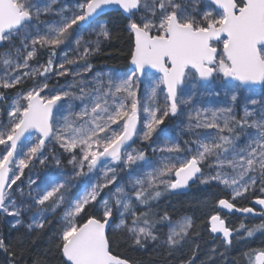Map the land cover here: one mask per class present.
I'll use <instances>...</instances> for the list:
<instances>
[{
  "label": "snow or ice",
  "instance_id": "obj_1",
  "mask_svg": "<svg viewBox=\"0 0 264 264\" xmlns=\"http://www.w3.org/2000/svg\"><path fill=\"white\" fill-rule=\"evenodd\" d=\"M112 15L125 71L93 63ZM195 186L228 193L199 261L194 217L162 206ZM0 216L19 233L0 235L6 264H48L41 238L60 264H137L118 249L149 244L190 250L178 264H264V0H0Z\"/></svg>",
  "mask_w": 264,
  "mask_h": 264
},
{
  "label": "trees",
  "instance_id": "obj_2",
  "mask_svg": "<svg viewBox=\"0 0 264 264\" xmlns=\"http://www.w3.org/2000/svg\"><path fill=\"white\" fill-rule=\"evenodd\" d=\"M103 19H111L115 21V24L112 25V39L110 41H103L101 44L102 53L97 55L93 59V63L97 68L101 70H107L109 68H116L121 71L127 70L129 67L127 52L131 45V38L128 33L124 30V25L120 22L115 15L104 16ZM86 39H91L90 36H86ZM111 53V55H108ZM174 122L170 123V126H173ZM137 146V145H134ZM142 146V145H141ZM37 171L46 172L47 168L41 169L37 166ZM228 193L225 192L220 186H195L192 187L190 192L185 196H173L170 198V205L165 203L162 206H168L170 214L173 218H177L181 215L187 214L192 215L196 223L200 226V236L198 238V243L200 244V252L198 255L199 260H206L207 253L209 249L213 246L219 245L213 238H211L209 233V225L206 223L207 217L210 214H213L214 203L217 198L227 197ZM207 199L206 206H200L196 204V201ZM248 199H242L239 201V204L248 202ZM9 218L5 216H0V235L5 238V243L13 241L15 243V238L19 235L15 230L10 226ZM252 222V220H251ZM55 224V221H53ZM166 227L161 232V238L163 239V232L166 231ZM24 230L21 229V232ZM258 241L253 246H257ZM32 251L37 254L47 253L48 264H60V258L56 254L55 250L50 248L49 241L46 238H41L32 247ZM119 253L123 256L129 257L132 260L136 261L137 264H178L179 258L182 255L189 254L190 250L177 252L176 259L166 258L164 255V248L161 245L153 246L149 244L145 249H134L126 245H122L118 249ZM240 252V247L237 246L234 248L230 256L237 257ZM32 253H26L24 256V264H30ZM0 264H6V255L3 252H0Z\"/></svg>",
  "mask_w": 264,
  "mask_h": 264
},
{
  "label": "flooded vegetation",
  "instance_id": "obj_3",
  "mask_svg": "<svg viewBox=\"0 0 264 264\" xmlns=\"http://www.w3.org/2000/svg\"><path fill=\"white\" fill-rule=\"evenodd\" d=\"M190 192V191H189ZM188 192V193H189ZM187 193V194H188ZM185 194V195H187ZM185 195H179V196H185ZM177 197V196H175ZM242 200V199H241ZM242 205L244 206H252L250 201L246 202V203H243ZM221 215L226 219V222L228 223L229 226H232V227H235L237 226L241 221H243L244 223L246 224H251V223H259V218H256V219H253L251 217L249 218H245V217H242V216H238L237 214L235 215H230V214H227V213H224V212H221ZM252 220V222H251ZM209 229V233H210V226L208 227ZM211 238L214 239V235L210 234ZM216 240V239H214ZM218 242V240H216ZM220 243V242H219Z\"/></svg>",
  "mask_w": 264,
  "mask_h": 264
},
{
  "label": "rangeland",
  "instance_id": "obj_4",
  "mask_svg": "<svg viewBox=\"0 0 264 264\" xmlns=\"http://www.w3.org/2000/svg\"><path fill=\"white\" fill-rule=\"evenodd\" d=\"M90 38L95 39V35L94 34L91 35ZM173 126H174V124H173ZM173 126H170V127H173ZM187 138H188L187 136L182 137V139H187ZM137 146H141V145H137ZM51 170H52V166L48 167L46 171H51ZM25 171H26V175H27L28 170H25ZM35 171H37V169H35ZM37 172H40V171H37ZM40 173H41V175H43L44 172H40ZM220 187L222 188V186H220ZM7 218H9L10 221L12 220L11 217H7Z\"/></svg>",
  "mask_w": 264,
  "mask_h": 264
},
{
  "label": "water",
  "instance_id": "obj_5",
  "mask_svg": "<svg viewBox=\"0 0 264 264\" xmlns=\"http://www.w3.org/2000/svg\"><path fill=\"white\" fill-rule=\"evenodd\" d=\"M108 11H109V12H113L114 10H111V9H110V10H108ZM190 190H191V189H190ZM190 190H188V192H189ZM188 192H187V193H188ZM187 193H186V194H187ZM183 195H185V194H183ZM224 213H227L226 210L224 211ZM227 214H230V215H235V214H237L238 216H242V217H244L242 214H239V213H227ZM212 235L215 236V235H217V234H212Z\"/></svg>",
  "mask_w": 264,
  "mask_h": 264
}]
</instances>
